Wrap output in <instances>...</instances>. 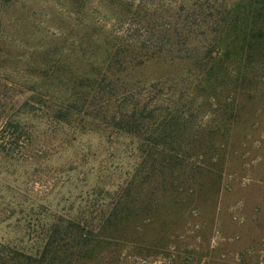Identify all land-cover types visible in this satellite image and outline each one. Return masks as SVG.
<instances>
[{
	"label": "rangeland",
	"instance_id": "1",
	"mask_svg": "<svg viewBox=\"0 0 264 264\" xmlns=\"http://www.w3.org/2000/svg\"><path fill=\"white\" fill-rule=\"evenodd\" d=\"M52 2L0 0V100L22 103L36 83L47 95L36 114L22 117L31 139L16 140L11 152H0V247L35 251L33 237L42 227L58 218L92 220L122 196L131 203L128 211L82 264H264V58L253 57L246 74L240 70L237 61L249 52L245 29L232 35L228 49L238 56L228 67L237 70L218 103L194 98L188 83L191 67L167 56L143 52L123 72L116 68L108 75L98 56L93 74L88 63L68 50L74 41L86 40H81L86 27H75L68 9ZM213 3L221 2L157 0L151 21L178 25L185 17L183 5ZM26 5L28 13L22 9ZM206 30L204 24L193 33L194 43L202 45ZM56 51L55 58L65 52L66 65L79 79H96L70 124L52 117L54 104L69 98L67 77L59 83L42 75L44 56ZM150 84H156L151 93ZM143 85L148 88L139 99L147 113H166L165 100L177 97L203 106L195 122V129L202 130L191 131L198 135L188 146L180 141L185 160L199 169L165 170L164 176L148 182L135 169L137 139L111 144L103 114L108 115V106L117 108L126 90Z\"/></svg>",
	"mask_w": 264,
	"mask_h": 264
},
{
	"label": "trees",
	"instance_id": "2",
	"mask_svg": "<svg viewBox=\"0 0 264 264\" xmlns=\"http://www.w3.org/2000/svg\"><path fill=\"white\" fill-rule=\"evenodd\" d=\"M217 2L221 3L201 4V7L183 5L181 10L185 13L184 20L181 19V23L174 26L165 25V21L162 24L151 21L155 15L152 9L158 8L155 7L157 0H53L52 3L55 7L68 9L67 18L75 27H86L81 38L86 40L81 43L74 41L68 45V50H71L73 56L79 57L77 61L88 63L93 74L97 72L98 56L102 57L101 64L106 75L116 68L117 73L123 72V66L144 57L143 52H149L153 57L167 56L173 62L180 61L191 67L188 83L193 88L194 98L219 103L223 93L233 84L237 70L228 67L230 60L238 56L237 52L228 49L232 35L240 31V28L245 29V45L249 52L241 55L237 61L245 74L254 58L257 61L264 58V0ZM22 9L30 12L27 5ZM204 24L207 30L201 33L203 39L200 41L202 45H199V42L194 43L197 38L193 37V33L201 31ZM73 33L69 31L70 35ZM99 38H103V46ZM64 43H67L66 39ZM252 51L258 52L252 54ZM57 54L56 51L44 56L43 65L46 69L42 75L46 80H54V76L59 83H63L62 76L67 77L69 98L64 103L54 104L52 117L70 124L79 116L88 96L87 91L95 86L96 79L91 76L79 79L75 71L66 65L67 59L63 57L65 52L61 51L60 56L55 58ZM137 64H141V61ZM240 84L242 86L244 80ZM155 86L148 85L149 93L155 90ZM142 87L126 90L117 108L109 109L108 106V115L103 114L102 119L110 129L111 144L116 145L124 138L137 139L136 145L132 143L136 146L133 148L139 160L135 169H141L143 180L148 182L164 176L165 170L187 169L188 166L189 169H199L194 162L191 164L185 160L186 152L180 143L188 146L193 143L192 136L196 138V132L202 130L197 126L195 129V122L200 118L203 106L195 100L192 102L177 97L175 101L165 100L168 102L166 113L162 110L156 114L157 109L150 114L147 113L146 105L141 106L139 96L146 94L142 91L147 85ZM26 92L29 97L22 103L10 105L0 100V152L9 153L14 141L30 140L32 137L22 117L36 114L39 110L37 107L45 102L43 99L47 95L39 90L37 83ZM183 129L189 130V133ZM193 129L195 134L191 133ZM171 174L174 177L176 172ZM130 189L125 191L126 199ZM119 198L106 209L99 210L100 215L92 220L58 218L47 226L42 227L41 224L42 233L33 237L36 242L35 251H18L1 246L0 264H82L89 258L90 249L104 243L106 234L119 226L124 213L128 211L131 203H125L126 200L123 202L122 196ZM147 206L144 210H147Z\"/></svg>",
	"mask_w": 264,
	"mask_h": 264
}]
</instances>
